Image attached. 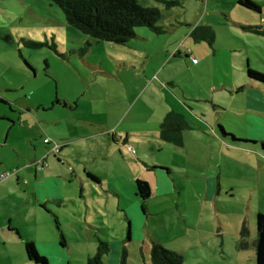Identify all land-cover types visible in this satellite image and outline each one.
<instances>
[{"label": "rangeland", "instance_id": "374dc122", "mask_svg": "<svg viewBox=\"0 0 264 264\" xmlns=\"http://www.w3.org/2000/svg\"><path fill=\"white\" fill-rule=\"evenodd\" d=\"M255 1L261 13L239 0H139L161 11L163 32L137 28L136 38L118 45L69 26L49 0H0V115L7 117L0 119V159L11 168L7 173L23 172V163L33 166L37 155L44 158L48 137L60 146L88 137L71 149L72 158L96 164L105 190L116 183L126 196L119 203L117 197L107 199L100 185L103 197L87 190L95 207L88 218L80 183L54 180L53 191L68 199L54 206L61 227L38 202L35 210L43 217L33 212L32 201L24 211L28 235L38 243L59 234L50 264H87L101 242L111 250L103 264H152L153 240L182 253L183 264H257V221L264 213L259 157L264 158V84L250 81L247 71L264 73V34L245 30L253 24L264 33V0ZM206 28L216 33L215 49L192 37ZM178 103L197 126L186 132L184 147L159 134L158 121ZM142 155L170 170H159L167 179L160 188L173 193L146 203L132 198L131 159ZM55 156L46 172L55 164L69 175L78 166L69 160L59 164ZM97 156L105 160L95 162ZM215 183L220 195L209 192ZM18 204L7 198L8 209ZM40 226L45 230L38 236ZM21 242L0 236V264H36Z\"/></svg>", "mask_w": 264, "mask_h": 264}, {"label": "crops", "instance_id": "0c3cea01", "mask_svg": "<svg viewBox=\"0 0 264 264\" xmlns=\"http://www.w3.org/2000/svg\"><path fill=\"white\" fill-rule=\"evenodd\" d=\"M253 1L256 4L260 5L258 3V1H255V0H253ZM234 24L239 25V26H243V23H239V24L234 23ZM251 25H252V28H256L255 26H253V24H251ZM248 28H251V27H247V29L245 28V30L250 31V30H248ZM256 29H258V28H256ZM190 36H191V34H190ZM187 41H189V40H187ZM186 42H185V44H186ZM216 42H217V40H216ZM216 42L214 43L213 47L210 46L208 43L207 44L211 48L215 49ZM198 43H200V42H198ZM186 57L190 58L193 61L194 57L191 54H188ZM192 63H193V65H196L194 62H192ZM250 81H252V80H250ZM55 106H56V104L52 105L51 107H55ZM67 107H69L68 109L73 110V107H70L68 105L66 106V108ZM251 107H252V109H254V106H251ZM189 109L193 112V108L189 107ZM36 111H40V110H36ZM184 113H186L184 107H182L180 105V103H178L176 108H174V109L171 108V110H168L166 115L163 117V119L158 121L159 122V134H160V137L163 141H165L166 143L172 144L174 146H177V147H184L185 146L186 132H192V130H194V128H196L197 126ZM169 115L171 117L173 128L178 129V131H174V130H172V128H168V129L163 130L162 125L166 121V119L168 118ZM5 116H6L5 114L0 115V119L2 117L7 118ZM49 135L52 138L57 137V134H55L54 132H49ZM164 135H165V137H164ZM71 137L73 138L74 135L72 134ZM48 139H51V138L48 137L45 139V141ZM250 139H253V138L250 137ZM86 141H88V137L73 139L70 142L64 143L63 145H61L62 149H61L60 153H58V154L52 153L48 156V159H47L48 166H46L44 169H41V170L36 167L35 163L42 160L43 158L41 156L37 155L35 163L33 164V166H31V165L28 166V164L23 163V166H22L23 172H21V170L17 171V173L14 174L11 178H9L8 180H6L0 184V236H1L2 241H7V242L11 241L13 243H18L22 240L21 243H25V245L27 242H32V243L35 242L34 244L36 245L39 253L45 257H48L49 254L54 255L57 252L58 245L56 243L59 240V234L57 233V239L51 238V237L47 238V239L45 238L43 240L45 245L38 243V241L36 239H32L28 235L27 227L25 225L26 224L25 223L26 217H25V212H24L27 209L28 205H31V201H32L34 203L31 206V209L33 210V212L35 214L39 215L40 217H43L44 214H43V212H41V210H40V212H37L35 210L39 207V206L38 207L36 206V202H38L40 205H42V207L44 209H46L48 211L49 214H51V215H53V217H55L56 225L58 227H61L60 226V219L57 215L58 213L55 210L54 206H55V204L61 206L62 204L67 202L68 199H67V197H65V194L53 191L54 180H56L57 178L69 181V183H75V182L80 183V186L82 188L81 199L84 200L83 202L85 205V209L88 210L86 212L88 218L92 217V216H90L89 211L91 209H94L95 207L91 206L93 204L89 201V196L87 195V190L92 192L95 195H98L99 197H103L100 194L101 191L99 190V188H96V187H98L97 185H100L102 187V190H104L106 195H108L107 199L110 200L113 197H115V198L117 197V198H119L118 202L121 203V199H124L126 197L125 193L123 192L122 189H120L118 187V185H116V183L113 185H109V190H105V185H103V183H102V182H105L103 180V175L97 169L96 164L91 165L88 163L89 161L78 160V159L74 160L72 158L71 149L75 145L86 142ZM263 142H264V140L262 141V143ZM125 143L126 144L128 143L127 140ZM241 144L243 146H248V145L252 146V145H256L257 142L242 141ZM68 147H70L69 150L64 151ZM132 150L134 151V149H132ZM53 154L56 155L55 158H57L58 163L62 164V165L66 164L67 160L75 161V162L78 161L77 162V165H78L77 168L73 169V167H70L71 173L69 172V175H68L67 171L63 170L62 168L58 169L54 164L53 169L50 170L49 172H46V170L49 169V167H50L49 158ZM132 154H133V156H137L136 152L132 153ZM259 157H260V159H264L260 155H259ZM102 160L104 161L105 159L104 158L101 159V157H99V156L95 157V159H94L95 162L102 161ZM131 162H132L133 167H131V169L129 171V173H130L129 182L130 183L131 182H137L139 179L148 182L150 187H151V190H152V195H151L150 199L153 197L168 196L169 193H173L171 191V189L168 188V186L166 188L164 187L165 189L160 188V183L162 181H166L167 179H166V177H164L163 175L160 174L159 170H167L169 173H171L170 170H168L166 167L160 168V165L158 163H156L155 161H152L151 158L146 157L145 155H142V158L136 157L135 160L131 159ZM10 169L11 168L10 167L7 168L5 166L4 161L0 159V175L6 174L7 172H9ZM40 171H43L42 175L40 174ZM90 175L97 178L98 181L92 179L90 177ZM33 177H34V179H33ZM23 180H26L24 183L25 185H21ZM93 184H96V185L94 186ZM214 186H215V188H213V190H212V188L209 185V190H210L209 192L215 191V194L220 195L221 194V185L220 184L217 185L215 183ZM129 194L132 196V198H135V196H136V197H139V199L141 201H143L142 198L140 197V195L138 194L136 185H134V187H132V189H130ZM8 197H15V199L17 201H19V204H18L15 211H12V210L7 208V198ZM149 200H147V201H149ZM147 201H143V202L146 203ZM144 207H146V206L144 205ZM78 208H79L78 205L74 206L73 209L75 210V213H76ZM39 209H40V207H39ZM128 215H129V212H128ZM128 220H130V222H133V219H131V218H129ZM53 229L55 231H57L55 227ZM42 230H43V235H44L45 229L43 226H40V228L35 229L38 236H41ZM130 231H131V237H132L133 236L132 230L130 229ZM130 231H129V233H130ZM60 232H61V235H63V232L62 231H60ZM128 238H129V235H128ZM53 239H55V241ZM129 239H131V238H129ZM130 242H133V240L129 241L128 244H131ZM158 242H161V241H158ZM62 245L64 246V244H62ZM99 247H100V245H99Z\"/></svg>", "mask_w": 264, "mask_h": 264}, {"label": "trees", "instance_id": "16d2710c", "mask_svg": "<svg viewBox=\"0 0 264 264\" xmlns=\"http://www.w3.org/2000/svg\"><path fill=\"white\" fill-rule=\"evenodd\" d=\"M57 5L64 13L69 26L81 31L97 41L127 45L136 38L137 28H148L157 34L163 32L158 26L161 19V11L157 8L147 9L140 5L139 0H49ZM242 6L253 11L262 12V8L253 0H240ZM250 31L259 32L256 28H248ZM197 42H206L213 47L216 42V33L206 28L203 33L195 32L192 35ZM248 78L252 81L264 84V73L248 68ZM67 106V105H65ZM163 130L173 128L170 115L162 125ZM175 127V126H174ZM165 137V135H164ZM234 140H236L234 138ZM264 150V142L262 143ZM44 159V158H43ZM42 159V160H43ZM41 161V160H40ZM39 162V161H38ZM16 172L8 173L12 176ZM11 176V177H12ZM96 181L97 178L90 175ZM137 191L143 201L150 199L152 190L148 182L138 180ZM258 237L256 241L257 264H264V213L258 215ZM247 234L246 229L244 234ZM131 238V231L129 233ZM27 257L36 264H50L47 257L42 256L36 245L26 243ZM110 246L105 242L100 243L98 253L91 257L87 264H103L104 257L110 252ZM152 264H183L185 257L182 253L166 248L161 242L153 241L151 251ZM127 253L124 254L126 259Z\"/></svg>", "mask_w": 264, "mask_h": 264}, {"label": "built area", "instance_id": "2783aa9c", "mask_svg": "<svg viewBox=\"0 0 264 264\" xmlns=\"http://www.w3.org/2000/svg\"><path fill=\"white\" fill-rule=\"evenodd\" d=\"M193 62L195 64L198 63V61L196 59L193 58ZM46 145H50V151L49 153L44 157L43 160L35 163L36 167L39 168L40 170L41 169H44L46 166H48V162H47V159H48V156L52 153H55V154H58L61 152V149H62V146H60L59 144H54L52 140L48 139L45 141ZM133 153H135V151H133ZM11 174L9 175L8 173L6 174H1L0 175V184L6 180H8L9 178H11Z\"/></svg>", "mask_w": 264, "mask_h": 264}]
</instances>
